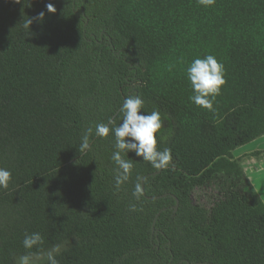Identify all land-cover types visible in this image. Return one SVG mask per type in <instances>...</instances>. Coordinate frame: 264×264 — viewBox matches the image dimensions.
Instances as JSON below:
<instances>
[{
  "label": "trees",
  "instance_id": "16d2710c",
  "mask_svg": "<svg viewBox=\"0 0 264 264\" xmlns=\"http://www.w3.org/2000/svg\"><path fill=\"white\" fill-rule=\"evenodd\" d=\"M207 55L225 69L215 114L189 100L186 69ZM129 95L160 113L172 162L128 153L116 190L115 137L95 126H119ZM263 135L264 0H0V264L34 232L35 264L57 244L59 264H264V204L232 155ZM206 189L209 207L192 199Z\"/></svg>",
  "mask_w": 264,
  "mask_h": 264
},
{
  "label": "clouds",
  "instance_id": "9594fccd",
  "mask_svg": "<svg viewBox=\"0 0 264 264\" xmlns=\"http://www.w3.org/2000/svg\"><path fill=\"white\" fill-rule=\"evenodd\" d=\"M19 2V0H16ZM198 3L205 7L215 4V0H198ZM48 13L56 11L52 3L46 5ZM44 13H39L38 18H43ZM31 19L24 22V28L29 29ZM187 79L192 88V95L189 97L197 107L205 109L215 114L214 103L216 97L220 95L222 86L226 83L224 65L213 56L207 55L203 59L196 58L186 69ZM144 101L139 95H129L125 98L120 109L122 121L119 126L110 127L114 121L109 120L107 124L98 123L95 126V135L106 138L110 133L115 137V151L111 159L115 162L118 172L115 177V188L119 190L121 185L129 180L133 169V160L128 158V153H134L136 157L150 163L154 169H167L172 162L171 149H157L156 133L163 127V121L158 111H152L150 114H144L141 109ZM92 128L87 129L82 137L79 147L80 152L90 149L89 137L92 134ZM174 167V165H172ZM11 172L0 167V189H7L11 180ZM141 177H137L139 181ZM143 196L140 183H137L133 192V197L139 201ZM132 212L142 211L137 209L135 204L129 205ZM44 244V239L39 232L26 233L22 241V246L26 250L25 255H21L17 264H35V259H41V256L34 254L33 248L39 249ZM61 245H53L50 250L44 253L47 264H59L56 255L59 254Z\"/></svg>",
  "mask_w": 264,
  "mask_h": 264
},
{
  "label": "crops",
  "instance_id": "0c3cea01",
  "mask_svg": "<svg viewBox=\"0 0 264 264\" xmlns=\"http://www.w3.org/2000/svg\"><path fill=\"white\" fill-rule=\"evenodd\" d=\"M232 155L239 159L247 179L264 204V135L236 148Z\"/></svg>",
  "mask_w": 264,
  "mask_h": 264
},
{
  "label": "rangeland",
  "instance_id": "374dc122",
  "mask_svg": "<svg viewBox=\"0 0 264 264\" xmlns=\"http://www.w3.org/2000/svg\"><path fill=\"white\" fill-rule=\"evenodd\" d=\"M214 193L210 189L198 191L193 194L192 199L194 202L199 203L205 207H209L211 204V197Z\"/></svg>",
  "mask_w": 264,
  "mask_h": 264
},
{
  "label": "water",
  "instance_id": "95a60500",
  "mask_svg": "<svg viewBox=\"0 0 264 264\" xmlns=\"http://www.w3.org/2000/svg\"><path fill=\"white\" fill-rule=\"evenodd\" d=\"M156 174H158V172H155V173H154V175H156ZM142 191H143V187H142ZM157 198H159V197H148V199H157ZM176 207H177V206L174 207V211L176 210ZM156 216H157V215H156ZM152 233H153V227H152Z\"/></svg>",
  "mask_w": 264,
  "mask_h": 264
}]
</instances>
